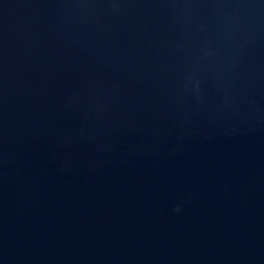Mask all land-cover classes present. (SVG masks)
I'll return each instance as SVG.
<instances>
[{"label":"water","instance_id":"obj_1","mask_svg":"<svg viewBox=\"0 0 264 264\" xmlns=\"http://www.w3.org/2000/svg\"><path fill=\"white\" fill-rule=\"evenodd\" d=\"M0 264H264V0H0Z\"/></svg>","mask_w":264,"mask_h":264}]
</instances>
